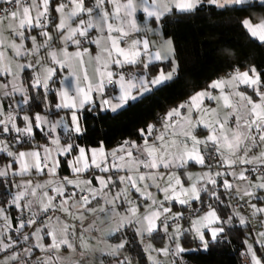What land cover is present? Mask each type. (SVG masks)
I'll use <instances>...</instances> for the list:
<instances>
[{
    "label": "snow or ice",
    "instance_id": "6c2138e0",
    "mask_svg": "<svg viewBox=\"0 0 264 264\" xmlns=\"http://www.w3.org/2000/svg\"><path fill=\"white\" fill-rule=\"evenodd\" d=\"M198 21L239 41L177 89ZM237 240L264 264V0H0V264H191Z\"/></svg>",
    "mask_w": 264,
    "mask_h": 264
},
{
    "label": "trees",
    "instance_id": "16d2710c",
    "mask_svg": "<svg viewBox=\"0 0 264 264\" xmlns=\"http://www.w3.org/2000/svg\"><path fill=\"white\" fill-rule=\"evenodd\" d=\"M215 21V18H213ZM223 24L227 25L230 21L224 18ZM180 43L187 49L193 50V62L189 65L188 71L191 74L189 79L177 83L176 88L190 87V81L198 79L204 75L210 74L213 65L209 58L211 50L217 45L225 41H239L238 34L232 31L229 27L211 28L209 23L205 21H198L194 25L184 27L180 32ZM243 43L242 41H240ZM199 54V55H197ZM171 95V94H169ZM166 103L164 97H161L159 104ZM159 111V107L154 109ZM134 119V115L129 116V120ZM129 121L125 120L121 126H125ZM98 128H107V125H99ZM240 241H234L228 247L218 248L211 255L196 254L191 260V264H237L236 248L239 246Z\"/></svg>",
    "mask_w": 264,
    "mask_h": 264
}]
</instances>
